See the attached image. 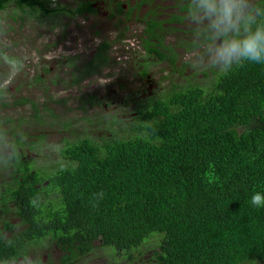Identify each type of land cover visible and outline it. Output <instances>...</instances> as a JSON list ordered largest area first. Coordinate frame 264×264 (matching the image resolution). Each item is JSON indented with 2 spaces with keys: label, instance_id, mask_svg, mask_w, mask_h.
<instances>
[{
  "label": "trees",
  "instance_id": "1",
  "mask_svg": "<svg viewBox=\"0 0 264 264\" xmlns=\"http://www.w3.org/2000/svg\"><path fill=\"white\" fill-rule=\"evenodd\" d=\"M151 1L137 0V6ZM176 1L185 11L188 0ZM75 3L71 9L60 3L51 7L50 0H0V12L15 4L22 12L28 8L41 15L98 14L94 0ZM117 5V15L122 14V2ZM183 18L171 17L175 23ZM162 28L161 20L147 21V56L138 61L143 75L154 60L176 67L177 51L159 36ZM124 35L123 30L115 42L104 40L81 67L76 56L61 61L78 79L98 73ZM185 49L192 50L191 44ZM6 91L8 86L0 88V95ZM139 96L122 100L127 106L132 101L136 111L125 126L122 121L118 128L113 120L108 135L65 139L57 150L59 161L43 167L27 151L41 150L46 136L37 134L25 149L26 133L11 127L16 145L8 161L11 179L0 182L5 186L0 189L2 212L22 217L28 241L59 239L69 261L108 248L115 261L142 264L147 244L157 237L148 249L147 261L153 264L264 262V208L249 203L251 192L264 189V66L217 74L209 89L189 83L163 95ZM28 102L22 98L20 103ZM7 104L2 97L0 110ZM12 121L6 118L7 125Z\"/></svg>",
  "mask_w": 264,
  "mask_h": 264
},
{
  "label": "rangeland",
  "instance_id": "2",
  "mask_svg": "<svg viewBox=\"0 0 264 264\" xmlns=\"http://www.w3.org/2000/svg\"><path fill=\"white\" fill-rule=\"evenodd\" d=\"M75 1L58 0V3L74 9ZM94 2L98 9L94 16L74 15L67 11L33 14L28 8L22 12L15 4L0 12V88L8 86L10 89L0 95V99L3 97L8 102L0 110V131H6L0 135L1 182H6L12 172L8 162L16 145L15 136L10 133L12 125L16 131L21 130L22 134L30 136L29 139L21 137L26 141L25 149L33 144L31 141L37 139V134L46 136L41 150L27 151L28 158H33L37 166L43 167L59 161L57 150L65 144V139L74 141L88 134L94 137L108 135L107 128L113 120L116 127L120 128L122 121L125 126L136 114L132 101L128 106L122 102L130 99L129 96L139 93L143 98L163 95L176 86L186 87L189 83L209 89L217 77L216 71L206 66L194 67L189 59L196 55L194 49H185L192 41V26L182 12V5L175 0H152L140 7L137 0H128L134 9L128 13L131 16L127 19H123L121 14H111L108 0ZM52 5L54 7L57 3ZM125 8L129 11L128 5ZM149 14L158 20L171 19L173 15L184 18L182 22L171 24L178 30L169 31L165 39L166 44L177 51V68L169 61L154 60L147 75H143L145 68L138 66V61L147 56V51L135 41V36L143 38L141 32L146 28ZM123 30V39L110 48L111 59L99 68L98 73L78 79V73H73L71 67L61 61L68 56H76L81 67L92 58L99 44L104 40L115 42ZM184 40L186 45L183 47L179 43ZM164 51L168 53V50ZM148 59L152 60L151 57ZM39 75L41 78L37 79ZM22 98L29 99V102L20 103ZM17 100H20L18 104ZM33 103L37 105L40 116L44 117V123L37 118ZM9 117L13 120L10 126L6 123ZM157 239L153 237L147 244L142 264H153L147 261L152 253L148 249L155 245ZM115 259L112 249L108 248H97L86 258L89 264L107 261L117 264L115 262L125 260Z\"/></svg>",
  "mask_w": 264,
  "mask_h": 264
},
{
  "label": "clouds",
  "instance_id": "3",
  "mask_svg": "<svg viewBox=\"0 0 264 264\" xmlns=\"http://www.w3.org/2000/svg\"><path fill=\"white\" fill-rule=\"evenodd\" d=\"M185 17L192 26L194 67L228 76L248 65L264 66V0H188ZM249 203L264 208V189L251 192ZM19 264H33V258L23 256Z\"/></svg>",
  "mask_w": 264,
  "mask_h": 264
},
{
  "label": "flooded vegetation",
  "instance_id": "4",
  "mask_svg": "<svg viewBox=\"0 0 264 264\" xmlns=\"http://www.w3.org/2000/svg\"><path fill=\"white\" fill-rule=\"evenodd\" d=\"M112 1L114 2L113 4H112ZM127 1L128 0H124V1L110 0L109 2V8L111 6L110 13L117 14V8H118L117 4L119 2H122V5L124 6V11L121 15L123 19H127L129 15H128V11L125 8V5H128L129 10H130L129 2ZM182 12L185 13V11H182ZM149 16L151 17V15ZM161 21H163L164 28H162V31L160 32L159 36L163 39V41L166 44L167 43L165 40L166 34L168 33L169 35L170 33L169 31H171V28H172L171 24L174 25L175 22H172V19L170 20L162 19ZM141 33L143 35V38L142 36L141 38H138L139 36L137 37L135 36L136 38L135 41L139 42L140 45L144 47L143 45L144 39L147 38L146 28H144ZM153 55H155V53H153ZM9 179H11V177H9ZM4 187H5L4 185H1L0 189L3 188L1 189V191L5 190ZM10 206H11V209L14 208L13 203H10ZM6 226H8V228H5ZM0 233L4 236L3 240L0 239L1 240L0 255L4 256L3 259H0V264H19V261L23 256L32 257L33 264H89L85 258L82 259L81 261L79 258H76L75 260H70V261L67 260L66 258L69 253L67 250V246H64V244L59 239H53L52 236H48V238L45 241H39V240L28 241L30 239H27L25 237L27 234H26V228L24 227V224H23L22 217L14 213L12 210H7L5 213H3L2 210L0 209ZM15 247H17V253H14ZM90 256L91 254H89V256H87L86 258H89ZM110 262L108 263L105 262L103 264H109ZM112 262H115V261H112ZM93 263H96V262L93 261ZM117 264H129V263L125 259L124 261L119 262Z\"/></svg>",
  "mask_w": 264,
  "mask_h": 264
}]
</instances>
